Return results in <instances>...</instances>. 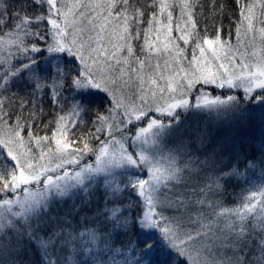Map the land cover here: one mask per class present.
<instances>
[{"label":"snow or ice","instance_id":"obj_1","mask_svg":"<svg viewBox=\"0 0 264 264\" xmlns=\"http://www.w3.org/2000/svg\"><path fill=\"white\" fill-rule=\"evenodd\" d=\"M0 264H264V0H0Z\"/></svg>","mask_w":264,"mask_h":264},{"label":"trees","instance_id":"obj_2","mask_svg":"<svg viewBox=\"0 0 264 264\" xmlns=\"http://www.w3.org/2000/svg\"><path fill=\"white\" fill-rule=\"evenodd\" d=\"M225 27L227 28L229 26V21L227 19L224 20ZM231 191V189H230ZM238 191V190H237Z\"/></svg>","mask_w":264,"mask_h":264}]
</instances>
